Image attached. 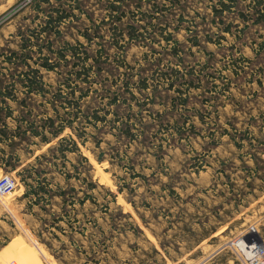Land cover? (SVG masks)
<instances>
[{
  "label": "rangeland",
  "instance_id": "obj_1",
  "mask_svg": "<svg viewBox=\"0 0 264 264\" xmlns=\"http://www.w3.org/2000/svg\"><path fill=\"white\" fill-rule=\"evenodd\" d=\"M213 1L0 0V126L55 119L50 141L0 142L21 171L0 167V264H247L234 241L264 237V19L236 0L225 32ZM35 68L44 91L26 93Z\"/></svg>",
  "mask_w": 264,
  "mask_h": 264
},
{
  "label": "trees",
  "instance_id": "obj_2",
  "mask_svg": "<svg viewBox=\"0 0 264 264\" xmlns=\"http://www.w3.org/2000/svg\"><path fill=\"white\" fill-rule=\"evenodd\" d=\"M177 1H180V0H177ZM179 3V2H178ZM111 4V7L113 9H117L119 8V6L113 1L110 3ZM233 4H236V0H217V1H213L211 3V8H212V14H213V18H212V21L214 22H217V18H219L220 22H223L225 23V20L224 18L221 16L223 14V11L225 9H230L231 8V5ZM261 5V6H260ZM253 7L256 8V12L258 13V17L255 19L256 21H261L264 19V0H253ZM241 18L243 20H246L245 17L246 15L244 13H241L240 14ZM59 17H61V14L59 15ZM184 17L181 16L180 17V20H182ZM51 20L52 18H50L48 20L49 23H51ZM226 25L223 27V31L225 32H229V33H232V30H231V22L230 23H225ZM133 31L131 33V36L133 35ZM224 34V33H223ZM83 35H85L86 37H88V33L87 32H83ZM221 37H225V34L224 35H220ZM241 36V35H239ZM167 39H174V41L176 42V45H178L180 42H179V39H177L176 37H174V33L170 32V34L168 33V35L166 36ZM207 40L208 41H215L217 43H219L220 41L218 39H214V37L211 35V34H208L207 35ZM198 36L195 35V40L193 41L194 44H196V42H199L198 40ZM220 44V43H219ZM71 46V50L73 52V54L75 52H77V49L75 47V45H70ZM264 47V40L262 42H260L257 46V49H262ZM48 69H53L54 66L53 64L51 63H43ZM41 75H39V68H35L33 70V74L30 76V75H27V74H24L23 76L20 77V82L23 86L26 87L25 89V92L26 93H32V92H41L43 93L44 91V88H43V82L41 77ZM143 86H145V84H143ZM17 88V87H15ZM6 97H15V93L12 92V89H10V87L6 84L2 85L0 87V98L4 101ZM117 99L114 98L113 99V102H117L116 101ZM8 110L10 109L9 105H7ZM0 111H1V107H0ZM95 118L97 119L98 116L95 115ZM2 119V116H1V113H0V120ZM3 126H0V142H6V140H12V138H17L18 136L21 137L20 135H25V134H35V135H41L42 137V140L43 141H50L49 137L44 133L46 130H47V126H52L54 123H55V119L54 117L52 116H48L45 118V123H47V125H40L41 128H44L43 130H39V127L38 125H36L35 121L31 122L29 124V127L22 130V131H19L18 128H20V125H18V127H16V129H14L13 133H10L8 131V125H7V122L6 121H3ZM58 130L56 129H53L51 130V133H52V136L54 135H57L58 134ZM126 134H130V128L127 127L124 129V131ZM75 142H76V139L73 138V145H75ZM238 144V142H237ZM6 147L0 145V150L1 152H3V157H0V167H2L4 170L6 171H17L19 174L21 173V171L18 169V166H17V162L20 161V158L15 156L13 153L11 154H8L7 155V151L5 149ZM62 150V149H61ZM7 155V156H5ZM14 160V161H12ZM33 173H36L35 170L31 171L30 174H33ZM22 180H24L26 186H31V184L27 181H25L24 178H22ZM44 190L45 192L46 191V188H45V185H38V187H35V186H31L30 188H27L26 189V195L33 192V193H38V190Z\"/></svg>",
  "mask_w": 264,
  "mask_h": 264
},
{
  "label": "built area",
  "instance_id": "obj_3",
  "mask_svg": "<svg viewBox=\"0 0 264 264\" xmlns=\"http://www.w3.org/2000/svg\"><path fill=\"white\" fill-rule=\"evenodd\" d=\"M14 181L13 178H11ZM257 238L246 236L240 241H234V244L239 246L246 257L247 264H264V237L257 235ZM243 257V255H242ZM205 264V263H201Z\"/></svg>",
  "mask_w": 264,
  "mask_h": 264
}]
</instances>
